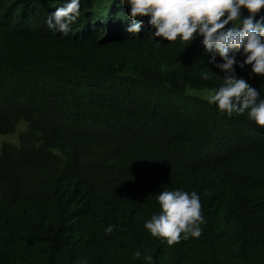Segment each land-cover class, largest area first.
I'll list each match as a JSON object with an SVG mask.
<instances>
[{
	"label": "trees",
	"instance_id": "obj_1",
	"mask_svg": "<svg viewBox=\"0 0 264 264\" xmlns=\"http://www.w3.org/2000/svg\"><path fill=\"white\" fill-rule=\"evenodd\" d=\"M67 2L0 0V77L12 81L0 134L27 123L19 148L0 149V264H73L72 245L101 264H242L247 236L264 244V128L187 93L218 89L222 59L208 62L199 35L154 38L149 17L128 32L120 0H80L69 34L53 35L46 19ZM245 59L236 54L235 75L264 99V76ZM71 71L82 77L66 90ZM163 190L197 192L199 238L168 246L145 230ZM234 218L236 234L223 227Z\"/></svg>",
	"mask_w": 264,
	"mask_h": 264
},
{
	"label": "clouds",
	"instance_id": "obj_2",
	"mask_svg": "<svg viewBox=\"0 0 264 264\" xmlns=\"http://www.w3.org/2000/svg\"><path fill=\"white\" fill-rule=\"evenodd\" d=\"M130 7L132 20L127 31L139 33L144 24L143 17H149L147 23L151 35L170 43L179 41L188 45L197 35L201 36L209 63H215L217 55L223 63L216 67L226 73L223 83L207 96V102L215 105L220 114L232 117L233 114H247V119L257 127L264 128V99L243 78H237L234 65L236 54L246 59L240 64L251 65L252 73L264 76V18L256 20V15L264 9V0H120ZM249 15L241 19V9ZM80 0H68L46 19L47 27L53 35L62 33L67 36L80 16ZM233 27H226L230 24ZM207 80L208 75L203 74ZM160 211L153 214L144 224L145 230L153 238H161L168 246L199 238L204 223L202 205L196 191L190 194L183 190H163L156 196ZM113 225L105 232L110 234ZM141 253H134L139 259ZM144 259L153 264V257Z\"/></svg>",
	"mask_w": 264,
	"mask_h": 264
},
{
	"label": "rangeland",
	"instance_id": "obj_3",
	"mask_svg": "<svg viewBox=\"0 0 264 264\" xmlns=\"http://www.w3.org/2000/svg\"><path fill=\"white\" fill-rule=\"evenodd\" d=\"M104 21V19H103ZM71 75H67L64 76L66 80V90L70 89V88H74L77 84V82L79 81V77H82L81 74H75L74 72H70ZM1 75V74H0ZM79 76V77H78ZM61 77V76H59ZM47 78H49L50 80H48ZM63 78V77H62ZM42 80L44 79V81H51L52 82H57V78L56 76L52 75V74H46V76H44L43 78H41ZM41 80V81H42ZM12 83V81L10 79H5L4 77H0V97H1V101H6L9 100V98H7V89L9 88L8 84ZM4 88V89H3ZM213 89H201V90H188L187 93L189 95H193V96H197L201 99H204L205 101H207V96L208 94L212 91ZM9 91V89H8ZM98 93V90H96ZM11 94V93H10ZM9 94V95H10ZM69 94V93H68ZM11 96V95H10ZM208 103V102H207ZM207 115V114H204ZM67 120H72L71 117L67 118ZM89 119H81L78 120L79 123H85L86 121H88ZM95 125H98V122L94 123ZM27 129V123L24 120H20L15 128V131L10 133V134H0V149L2 147L3 144H10L12 146H15L16 148H19L21 145L20 139H19V133L26 130ZM255 171V170H254ZM238 212V210H237ZM239 225V220L234 219H230L225 221V223L223 224V227L227 229V231L229 233H237L240 229ZM255 236V235H254ZM258 236V235H256ZM257 240V238H255ZM260 239H264V235L260 237ZM245 243L247 244V250H243V255L244 257H246L243 261H241V259H239L240 263L243 262L244 264L248 263V264H255V258L254 256L256 254H258L260 257V259H264V244L259 242L258 240L255 242H251V239L249 236H247L245 239ZM72 249H75V254H74V260H73V264H101L100 261L96 258V255H93V258L91 257V255L89 253L86 252H82L77 246L72 245ZM242 263V264H243Z\"/></svg>",
	"mask_w": 264,
	"mask_h": 264
}]
</instances>
